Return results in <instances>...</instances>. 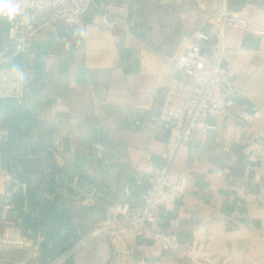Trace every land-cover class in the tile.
<instances>
[{
  "label": "crops",
  "instance_id": "1",
  "mask_svg": "<svg viewBox=\"0 0 264 264\" xmlns=\"http://www.w3.org/2000/svg\"><path fill=\"white\" fill-rule=\"evenodd\" d=\"M101 4L107 12L91 9L71 25L56 21L38 31L28 47L27 106L0 98L7 133L0 151L16 183L0 217L20 220L33 240L31 247L5 243V232H14L0 227L1 264H46L94 227L108 204L141 208L170 137L164 125L179 124L187 103L173 60L198 32L207 35L204 53L215 43L209 17L219 0H164L158 27L134 15L142 0ZM228 6L248 23L223 37L232 51L221 85L234 107L216 130L196 131L180 149L174 171L186 175L184 190L158 209L154 226L218 254L226 247L232 264H264V34L256 32H264V0ZM21 64L18 56L11 61ZM5 188L0 182V193ZM141 242L151 241L127 233L114 246L96 237L57 264H190L166 251L142 253Z\"/></svg>",
  "mask_w": 264,
  "mask_h": 264
},
{
  "label": "built area",
  "instance_id": "2",
  "mask_svg": "<svg viewBox=\"0 0 264 264\" xmlns=\"http://www.w3.org/2000/svg\"><path fill=\"white\" fill-rule=\"evenodd\" d=\"M21 12L9 20L0 17V98L14 99L18 104H26L28 91L29 69L27 55L29 44L32 43L39 30L51 26L56 21L71 25L73 20L92 6L99 7L102 0H16ZM6 22V28L1 23ZM210 22L215 28V43L209 52L202 51V42L207 35L198 32L194 40L186 41L182 51L174 58L172 69L174 74L184 83L188 91L184 115L179 124L169 126L170 137L161 153L160 165L149 178V185L142 195L140 209H132L127 202H114L106 206L105 213L98 223L79 237L74 243L61 251L57 257L46 264H57L75 254L93 238L107 237L112 245L122 242L127 233L150 239V243L141 242L139 250L151 256L159 255V250L184 256L190 264H232V258L225 247L221 254L213 251L207 244L193 239L183 241L173 231L163 232L154 226L158 209L168 205L171 197L184 190L186 175L174 171V163L178 152L196 131L216 130L218 120L234 107V99L222 88L225 75L223 65L227 52L232 50L225 46L223 37L226 29H248V23L243 15L234 12L228 6V0H219L218 6L210 16ZM264 34L262 31H256ZM6 35L7 44H4ZM20 57L22 64L11 65L14 57ZM27 106V104H26ZM256 112L252 117L256 116ZM211 116L215 123H207ZM6 131L0 129V142L7 137ZM96 149H102L100 143ZM76 178V177H75ZM12 178L7 170L4 154L0 151V182L6 187L0 193V205L9 209L10 197L16 190V183L11 185ZM93 192L87 196L91 197ZM20 220H10L0 217V227L13 229L5 232L2 241L19 247H31L33 240L23 235ZM179 224L177 217L168 220L171 228ZM30 244L27 246L26 243ZM1 264V263H0ZM245 264V263H242Z\"/></svg>",
  "mask_w": 264,
  "mask_h": 264
},
{
  "label": "rangeland",
  "instance_id": "3",
  "mask_svg": "<svg viewBox=\"0 0 264 264\" xmlns=\"http://www.w3.org/2000/svg\"><path fill=\"white\" fill-rule=\"evenodd\" d=\"M164 5V0H142V5L140 6V9H133L134 15L141 17L143 19L146 20L147 24L144 26L148 27L149 23L148 20H152V22H155V25L158 23H163L164 19L163 17V12H161V6ZM102 4L99 7L96 6H92L89 10L91 9H100L103 10L105 12H107V10L104 9V7L102 8ZM88 10V11H89ZM109 14L111 12H108ZM210 18V17H209ZM158 24L156 25L158 27ZM169 30H172V26L171 24L168 25ZM172 40H169L168 43L172 44Z\"/></svg>",
  "mask_w": 264,
  "mask_h": 264
},
{
  "label": "clouds",
  "instance_id": "4",
  "mask_svg": "<svg viewBox=\"0 0 264 264\" xmlns=\"http://www.w3.org/2000/svg\"><path fill=\"white\" fill-rule=\"evenodd\" d=\"M20 12L21 9L16 0H0V17H6L11 20Z\"/></svg>",
  "mask_w": 264,
  "mask_h": 264
},
{
  "label": "water",
  "instance_id": "5",
  "mask_svg": "<svg viewBox=\"0 0 264 264\" xmlns=\"http://www.w3.org/2000/svg\"><path fill=\"white\" fill-rule=\"evenodd\" d=\"M1 28H2V29H5V28H6V22L3 21V22L1 23ZM3 38H4V42H3V43H4V44H7V38H6V35H3Z\"/></svg>",
  "mask_w": 264,
  "mask_h": 264
}]
</instances>
